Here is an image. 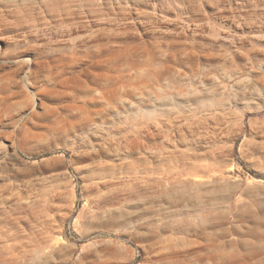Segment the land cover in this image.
<instances>
[{
	"label": "rangeland",
	"instance_id": "rangeland-1",
	"mask_svg": "<svg viewBox=\"0 0 264 264\" xmlns=\"http://www.w3.org/2000/svg\"><path fill=\"white\" fill-rule=\"evenodd\" d=\"M0 264H264V0H0Z\"/></svg>",
	"mask_w": 264,
	"mask_h": 264
}]
</instances>
